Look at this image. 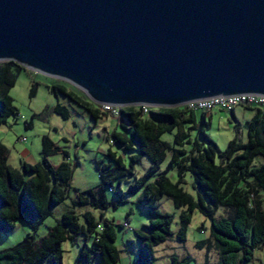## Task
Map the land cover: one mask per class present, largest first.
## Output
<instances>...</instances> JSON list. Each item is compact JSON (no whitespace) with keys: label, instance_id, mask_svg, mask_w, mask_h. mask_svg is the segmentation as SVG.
Returning a JSON list of instances; mask_svg holds the SVG:
<instances>
[{"label":"trees","instance_id":"1","mask_svg":"<svg viewBox=\"0 0 264 264\" xmlns=\"http://www.w3.org/2000/svg\"><path fill=\"white\" fill-rule=\"evenodd\" d=\"M12 65L24 67L11 59L0 61V125L19 112L9 93L15 81ZM47 87L54 94L60 92L67 95L94 118L108 113L71 83L60 80ZM262 104L245 105L255 106L256 109L247 120V140L232 138L219 152L216 142L206 131L210 111L186 104L150 106L147 111L141 105L121 106L117 116L129 129V135L113 131L111 141L125 149L137 148V152L130 155L128 166L121 155L109 148L106 154L113 163L96 160L100 183L84 190L74 188L76 195L71 198V206L48 227L46 234L36 239L31 232L14 244L1 248L0 264H62V241L79 233L86 238L91 235L92 240L80 247L75 264H118L119 253L113 243L116 237L114 224L104 218L103 212L99 215L103 220L100 224L90 210L82 213L85 222L80 223L75 207L88 204L100 209L108 206L115 208L118 202L125 200V194L134 193H137V203L152 214L143 225L146 230L134 229L138 238L135 264H156L154 246L170 234L171 214L159 210L157 203L163 196L170 197L176 206L183 207L177 230L181 240L185 239L191 214L197 209L211 221L210 238L219 252L214 264H250L254 250L264 244ZM53 109L63 117L68 116L67 107L59 102ZM168 131L173 132L171 142L161 138V134ZM41 144L42 159L34 163L23 162L22 170H19L8 163V149L0 142V233L12 230L17 219H25L32 230H36L44 218L53 213L56 205L68 196L72 166L65 159L56 164L48 160V156L59 148L47 134L42 135ZM168 153L167 168L176 167V181L165 174L166 170L160 171V163ZM144 155L150 160L146 171L136 176L124 190L120 189L121 192L114 189V181H117V188H121L123 176L133 173L134 165ZM258 155L262 159L255 163ZM185 171L191 173L193 184L199 191L197 199L180 184ZM23 172L31 174L25 177ZM152 176L154 179L149 180ZM106 186L114 190L116 198L108 199ZM124 223L120 225L126 226ZM206 241L199 239L196 245L202 247ZM186 263V258L173 254L168 264Z\"/></svg>","mask_w":264,"mask_h":264},{"label":"water","instance_id":"2","mask_svg":"<svg viewBox=\"0 0 264 264\" xmlns=\"http://www.w3.org/2000/svg\"><path fill=\"white\" fill-rule=\"evenodd\" d=\"M95 103L264 95V0H0V61Z\"/></svg>","mask_w":264,"mask_h":264},{"label":"rangeland","instance_id":"3","mask_svg":"<svg viewBox=\"0 0 264 264\" xmlns=\"http://www.w3.org/2000/svg\"><path fill=\"white\" fill-rule=\"evenodd\" d=\"M11 72L15 81L9 88V93L19 112L17 116H10L6 122L0 125V142L8 149V163L12 167L22 170L23 162L40 161L42 159L41 137L47 134L59 148L58 151L48 156V160L53 163H58L63 159L67 160L72 166V174L68 196L56 205L53 213L44 218L36 230H32L25 219H17L12 230L0 233V249L14 244L31 232L36 239L46 234L48 227L54 224L61 217L62 212L71 206V198L76 195L74 188L84 190L100 183L96 160L108 164L113 163V160L106 154L109 148L121 155L126 166L129 164L130 155L137 152L135 146L125 149L120 144L111 141L113 131L129 135V129L121 123L122 118L111 113H101L94 118L88 110L67 95L60 92L54 94L49 91L48 84L65 80L43 74L26 66L18 68L16 65H12ZM32 88H35L33 92ZM57 102L67 107V117L54 111L53 106ZM234 107L237 109L236 121L232 119L230 111L217 107L212 109V117L209 119L210 123L206 131L216 142L218 152L223 150L232 138L239 141L247 140V120L254 114L255 106L237 104ZM261 108L264 111V104L261 105ZM161 138L171 142L173 132H165L161 134ZM169 157L168 153L160 163V171L166 170L165 174L172 181H176L178 179L176 167L167 168ZM261 159V156L258 155L255 163H259ZM149 165V158L146 155L142 156L140 161L134 165L133 173H126L123 176L120 182L121 188H117V181H114V189L119 192H121L120 189L124 190L136 176L142 175ZM30 174L23 172L25 177ZM153 179L154 176L149 180ZM180 184L186 192L195 199L198 198L199 191L194 186L189 171L184 172ZM106 195L108 199L116 198L114 190L107 186ZM136 197L137 193L125 194V200L118 202L115 208L108 206L105 209H100L88 204L75 207L80 223L85 222L82 213L85 210H90L100 224H103V220L99 218L100 212H103L105 219L114 224L116 237L113 243L119 253L118 264H135L138 238L134 229L146 230L143 225L152 216L147 208L137 203ZM157 203L159 210L170 213L172 218L169 236L154 246L156 264H168L173 254L186 258V264H214L219 258V252L214 241L210 238V218L194 209L187 227L186 237L181 240L177 235V230L180 211L183 207L176 206L168 196H163ZM124 222L127 225L121 226L120 224ZM203 238L208 240L206 244L202 247L196 245L197 241ZM91 240V235L86 238L84 234L79 233L62 241V264H75L80 247L85 242L90 244ZM250 264H264V244L254 250Z\"/></svg>","mask_w":264,"mask_h":264},{"label":"built area","instance_id":"4","mask_svg":"<svg viewBox=\"0 0 264 264\" xmlns=\"http://www.w3.org/2000/svg\"><path fill=\"white\" fill-rule=\"evenodd\" d=\"M264 103V95L258 93H238L230 95H216L206 98H199L188 102L186 105L197 109L212 111L217 107L224 110L232 109L237 104L244 105H260ZM144 111H147L150 107L146 104H140ZM100 108L103 111L111 113L113 115L119 114V106H115L109 103L100 104ZM124 225H127L125 222Z\"/></svg>","mask_w":264,"mask_h":264},{"label":"crops","instance_id":"5","mask_svg":"<svg viewBox=\"0 0 264 264\" xmlns=\"http://www.w3.org/2000/svg\"><path fill=\"white\" fill-rule=\"evenodd\" d=\"M212 117V111H210V118ZM231 117L232 119H237V109L235 107H233L232 111H231ZM30 162V161H29ZM31 163V162H30ZM33 163V162H32ZM56 164V163H54Z\"/></svg>","mask_w":264,"mask_h":264},{"label":"bare ground","instance_id":"6","mask_svg":"<svg viewBox=\"0 0 264 264\" xmlns=\"http://www.w3.org/2000/svg\"><path fill=\"white\" fill-rule=\"evenodd\" d=\"M263 105V104H262ZM193 108V107H192Z\"/></svg>","mask_w":264,"mask_h":264}]
</instances>
